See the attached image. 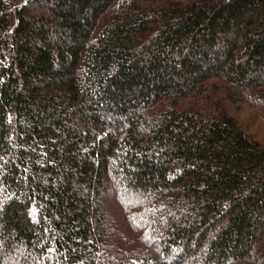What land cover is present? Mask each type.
<instances>
[{"label": "trees", "instance_id": "1", "mask_svg": "<svg viewBox=\"0 0 264 264\" xmlns=\"http://www.w3.org/2000/svg\"><path fill=\"white\" fill-rule=\"evenodd\" d=\"M0 264H264V0H0Z\"/></svg>", "mask_w": 264, "mask_h": 264}, {"label": "rangeland", "instance_id": "2", "mask_svg": "<svg viewBox=\"0 0 264 264\" xmlns=\"http://www.w3.org/2000/svg\"><path fill=\"white\" fill-rule=\"evenodd\" d=\"M161 235V234H160Z\"/></svg>", "mask_w": 264, "mask_h": 264}]
</instances>
